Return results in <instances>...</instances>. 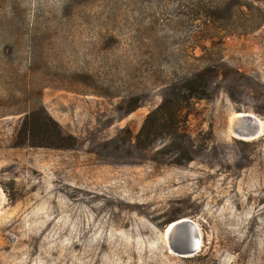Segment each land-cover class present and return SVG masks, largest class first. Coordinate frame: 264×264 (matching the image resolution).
<instances>
[{
	"label": "rangeland",
	"instance_id": "1",
	"mask_svg": "<svg viewBox=\"0 0 264 264\" xmlns=\"http://www.w3.org/2000/svg\"><path fill=\"white\" fill-rule=\"evenodd\" d=\"M38 104L73 147H14ZM239 114L264 125V1L0 0V264H264V128L236 138Z\"/></svg>",
	"mask_w": 264,
	"mask_h": 264
},
{
	"label": "trees",
	"instance_id": "2",
	"mask_svg": "<svg viewBox=\"0 0 264 264\" xmlns=\"http://www.w3.org/2000/svg\"><path fill=\"white\" fill-rule=\"evenodd\" d=\"M264 1V0H254ZM206 76V72H200L197 77L201 78ZM196 77V76H195ZM194 76L188 79L186 87L188 94L185 97L186 101L191 99H199L202 94H193L192 92L197 88H202L201 91L205 92V86L194 81ZM164 106L157 109L158 113ZM154 114V113H153ZM161 127H168L173 135H177L181 130V124L178 116L174 113H160ZM73 137L66 134L60 126L48 115L41 104L35 106L26 112L21 120V124L14 134V147L28 146V147H47L53 149L71 148L74 146Z\"/></svg>",
	"mask_w": 264,
	"mask_h": 264
},
{
	"label": "water",
	"instance_id": "3",
	"mask_svg": "<svg viewBox=\"0 0 264 264\" xmlns=\"http://www.w3.org/2000/svg\"><path fill=\"white\" fill-rule=\"evenodd\" d=\"M231 129L239 138L254 139L257 137L259 122L255 117L245 114L237 118ZM166 228L165 239L169 251L183 258L191 257L198 252L201 237L194 220L181 218L169 223Z\"/></svg>",
	"mask_w": 264,
	"mask_h": 264
},
{
	"label": "bare ground",
	"instance_id": "4",
	"mask_svg": "<svg viewBox=\"0 0 264 264\" xmlns=\"http://www.w3.org/2000/svg\"><path fill=\"white\" fill-rule=\"evenodd\" d=\"M246 115H248V114H246ZM238 116V115H237ZM239 116L241 117V116H245V114H239ZM250 116H252V115H250ZM254 117V116H253ZM257 119V118H256ZM258 122H259V129H258V131H257V136H259V135H261L262 134V131H263V128H264V125H263V123L258 119ZM233 133V132H232ZM234 135V134H233ZM236 138H239V137H237L236 135H234ZM239 139H245V140H249L248 138H239ZM166 233H167V228H165L164 229V235H166Z\"/></svg>",
	"mask_w": 264,
	"mask_h": 264
}]
</instances>
